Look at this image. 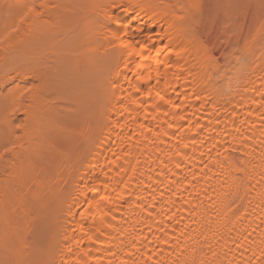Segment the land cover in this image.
Instances as JSON below:
<instances>
[{"label":"bare ground","instance_id":"obj_1","mask_svg":"<svg viewBox=\"0 0 264 264\" xmlns=\"http://www.w3.org/2000/svg\"><path fill=\"white\" fill-rule=\"evenodd\" d=\"M76 2L0 0V264H264V0Z\"/></svg>","mask_w":264,"mask_h":264},{"label":"rangeland","instance_id":"obj_2","mask_svg":"<svg viewBox=\"0 0 264 264\" xmlns=\"http://www.w3.org/2000/svg\"><path fill=\"white\" fill-rule=\"evenodd\" d=\"M14 1H16V0H14ZM76 1L78 2V0H76ZM79 1H80V0H79ZM189 1H190V2H189ZM191 1H192V0H184V2L187 4V5H185V7H184V10H185V11H187V10H188L189 12L194 11V7L192 8V5L194 6V4L197 3L198 1L200 2V3H199V5H200L199 8H200L201 6H204V4H205V3H204V4H201V1H203V0H195L196 2H194V0H193L192 2H194V4H193ZM74 2H75V0H74ZM77 2H76V3H77ZM81 2H82V0H81ZM187 2H189V5H190L191 7L188 5ZM191 3H192V4H191ZM202 3H203V2H202ZM183 6H184V5H183ZM188 7H189L190 9H189ZM187 8H188V9H187ZM201 8H202V7H201ZM213 12H214L215 14L213 13V15H211L212 17H210V19H211V18L213 19V18L216 17V18H218V21H217L216 19H215V20L213 19V21H214V22H220V21H219L220 18L217 17V16H219V12H216V11H213ZM213 21H212V22H213ZM208 46H209L210 49H212V52H213L214 56H215V57H218V56H219V50H218V48L215 49V47H213L214 45H213L212 42H209V45H208Z\"/></svg>","mask_w":264,"mask_h":264},{"label":"snow or ice","instance_id":"obj_3","mask_svg":"<svg viewBox=\"0 0 264 264\" xmlns=\"http://www.w3.org/2000/svg\"><path fill=\"white\" fill-rule=\"evenodd\" d=\"M32 11H33V9L31 7H29L28 8V12H32ZM25 15H27V13H25ZM141 47H143V45ZM17 127H19V126H17ZM13 147H14V145L9 146V147H5L4 148V151L3 152H0V156H3L4 153L11 152L13 150Z\"/></svg>","mask_w":264,"mask_h":264}]
</instances>
